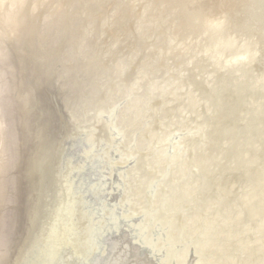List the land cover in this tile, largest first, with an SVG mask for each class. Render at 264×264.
Listing matches in <instances>:
<instances>
[{
    "label": "rangeland",
    "instance_id": "1",
    "mask_svg": "<svg viewBox=\"0 0 264 264\" xmlns=\"http://www.w3.org/2000/svg\"><path fill=\"white\" fill-rule=\"evenodd\" d=\"M256 1L0 0V264H100L105 259L104 253H96L97 232L109 233L116 224L119 231L122 227L109 215L100 222L101 213L96 212L98 188H104L98 177L104 171L92 164L99 158L106 161L108 152L113 158L120 155L119 161H128H117V165L124 167L128 177L125 193L136 196L135 191L142 188L137 189L139 174V178L158 179L147 167L159 158L168 138L200 131L206 140L212 125L216 130L215 136L207 138L212 147L208 153L218 154L224 146L233 148L239 142L232 126L221 129L232 114L216 94V81L228 77L234 83L238 73H244L250 96L264 87V0ZM246 7L251 8L247 11ZM241 12L250 13L243 16ZM211 32L220 36L221 42ZM250 39L254 47L248 46ZM245 45L250 48L246 50ZM251 75L254 83L248 85ZM197 85L202 86L199 93L194 89ZM226 87L230 90L232 84ZM252 101L256 100L244 103ZM251 110L255 113V108ZM108 118L113 119L112 131ZM115 129L121 138L112 133ZM85 136L90 138L86 146ZM255 136L249 150L264 149V134ZM177 143L182 154L169 162L172 180L164 182L168 197L174 193L169 183L180 182L183 173L196 169L195 165L182 168L183 173L179 169L189 157L184 154L191 141ZM252 157L250 163L247 158L240 160L241 166L264 165L259 156ZM78 166L85 168L79 170ZM116 169L110 170L109 177ZM226 173H230L227 167H220L216 177L202 173L203 179L192 180L197 183L191 188L194 192L201 184L196 193L204 202L201 212L206 220L203 225L194 223L199 212L189 211L187 220L182 221L187 226L186 236L194 238L197 229L205 226L226 233L231 212L238 213L233 221L245 220L244 207L249 211L250 202L240 192L224 189ZM249 179L245 191L260 192L256 187L259 176ZM221 181L223 189H218ZM179 187L177 193L191 191ZM128 195L122 196L119 211L130 210L125 200ZM37 198L38 217L28 236ZM173 198H162L159 203L175 206ZM156 203L153 200L152 206ZM187 204L194 208L191 200ZM222 208V215L215 214ZM137 209H132L133 219L140 217ZM116 216L123 218L120 212ZM217 216L223 218L215 224ZM170 219L172 216L162 215L161 224L155 222V226L165 225L177 239L181 227ZM150 222L142 221L138 240H145L144 224ZM241 226L255 229L247 221ZM120 233L117 239L108 234L102 240L111 254L127 239ZM183 238L180 244L194 253L192 242L198 240ZM186 250L176 252V259L190 256ZM17 251L20 257L14 262ZM90 251L93 254L87 258L85 253ZM94 256L99 257V263ZM135 256L142 259L138 253Z\"/></svg>",
    "mask_w": 264,
    "mask_h": 264
},
{
    "label": "bare ground",
    "instance_id": "2",
    "mask_svg": "<svg viewBox=\"0 0 264 264\" xmlns=\"http://www.w3.org/2000/svg\"><path fill=\"white\" fill-rule=\"evenodd\" d=\"M244 1L246 0H242V2ZM248 1L250 2L251 0H248ZM260 3H263V2H260ZM260 6H262V4ZM246 8L247 9L245 10L248 11V9H250L251 7L250 8L246 7ZM257 12H259V9H257ZM241 13L244 16V15L249 14L250 12L246 14H243V12ZM245 19L246 18H244L243 20L245 21ZM252 22L253 21H251V24ZM256 26L258 25H255V27ZM252 27H254V25H252ZM256 30L258 31V28ZM211 34H212V37H216L215 33L211 32ZM260 34L261 33H259V35ZM220 39H221L220 36L218 38L216 37V40H218L219 42H221ZM246 41L244 42L246 43ZM248 44H247L248 46L254 47L253 43H251V39L248 42ZM247 45L244 46L246 47L245 48L246 50L250 48ZM224 50L222 48L221 52H223ZM238 74L240 76L238 77V79H236V81H234V83H230V79H228V77H224L223 79H221L219 83L216 81L217 83L216 87H217L218 92L217 91H216L217 93L215 92L216 94L220 95L222 97V100H224L228 104L227 107L232 114V118L227 120L226 124L224 123L223 125L221 124H218V125L219 126L221 125V129H223V131L224 129L226 130L227 124L229 127L232 126V128L234 129L233 130L234 138L235 139L237 138V141L239 142L238 143L236 142V145L233 148L230 147L229 149H226L228 147L225 148L224 146L222 148V151H220L218 154L217 153L213 154L212 152L208 153L209 148H212V147H211L210 142L208 143L207 140L209 139L207 138L209 136L210 137L215 136L213 135L214 128L212 125L210 127V130L206 131L207 133H210L209 135H207L206 140L202 139V137L200 136L201 135L200 131L199 132H188V133H185L184 135H179V136L175 135L171 139L168 138L166 141H164L165 144L164 146H162L161 151L160 152L158 151L159 158H157L155 162L152 161L151 164L148 163L149 160L147 159L148 160L147 164H150V166L148 165L149 167H147V170L149 171L153 170L151 174L157 176L158 179L156 181H152L150 179H146L142 177L139 178L140 177V174H139L138 175L139 177L137 176L139 179V184L137 183L138 184L137 189L139 186L142 188L139 189V191L141 192H139L138 190L135 191V193H138V195L136 196H132V195L129 196L128 195L129 193H125L128 191H125V189H123V186H125L124 184L127 183L126 180L128 179V177L126 176L125 173H123L125 172V170L122 169L124 167L117 165V161L119 163L125 162L126 164V162H128L127 160L119 161V159H121V156L119 155L118 158H113L111 157L110 152H108V155L104 157L106 161H103L100 158H99L100 160L99 159L97 161L96 159L94 160V163L92 164V168L104 171V174H101L100 177H98L99 182L102 181L103 186H104L103 189L98 188V190L100 191L99 193L100 195H98L97 198H100V199H99V204L96 209V212L101 213L100 222L104 220L105 215H109L110 216L109 219H111L112 221H115V222L119 221L118 223L122 225V227L120 228V231H121L120 234H122V237L126 238L129 235L132 242H134L136 245H140L141 247L140 252L142 253L143 258H144V255H146L149 260L150 258L152 260L151 261L152 263H151L148 259L143 260V259L137 258L136 256H132V255L127 256L126 251L123 252L122 257L121 255H119L121 253H118L113 258L111 256L110 250H108L107 248H105V246L102 245V240H104V238L108 234L117 235L118 232H120L116 224V226H114L108 231L109 233L107 232L104 233V231H101L100 229V231L97 232L96 234V237L98 238V243L96 244L97 246L96 253L97 254L104 253L103 257L105 258L100 262V264L115 263L116 262L115 260L117 258L123 259V261L125 262L127 261L128 264H149V262L151 264H213V263L214 264H264V165H258L257 167L253 168L251 167V165L249 166L246 164L243 167L241 166L242 163L240 161V160L247 158V163H250L249 160L251 158H252L251 160L253 161V157H252L253 155L257 158L259 156L264 161V149L262 148V149H259L258 151L257 150L253 151V150H249L250 147L248 145L249 143H251V140L256 138L255 135L257 133L264 134V114H262V112H264V87L263 88L260 87L261 89H258L257 91L258 93L256 95L253 94L252 96H250L249 91L247 89L249 86L247 87V81L245 80L246 75L244 73H238ZM254 78H255L254 75H251L249 78H247V80L249 79L248 85H250L251 83H254ZM227 84H232V87L230 90H228L230 87H226ZM194 89L196 93L197 92L199 93L202 89V86L197 85L194 87ZM246 99H250V100L255 99L256 101L244 103ZM252 108H255V113H251ZM112 120L109 118L107 119L109 130L111 131L114 129ZM215 130L216 128L214 129V131ZM112 133H114L115 137H118V138L119 137L121 138L122 136L118 133L117 130L113 131ZM85 138L87 139V143L84 142L83 144L84 146H86V144L89 143V139H90L88 136H85ZM181 139H184L186 142L191 141L192 144L189 143V145L187 146V152L184 155H188L189 157L182 162L183 164L180 166L179 169L183 173V170L190 168V166H193L194 168V165H195L196 169L198 168L199 171L195 169L191 172L190 171L187 172L186 174L183 173V176H184V178H182L183 180H180V182L178 183L177 181L176 182L173 181L174 184L170 182L169 183L170 184L169 186L171 187L170 191L174 193L170 195L171 197H168L169 195L166 193L167 189H166L164 182L168 183V181L172 180L171 176L173 174V171L170 168L169 162L177 160L180 157V154H182L180 150L177 147H175L176 146L175 144H178L177 142H179ZM202 141H205V144H203ZM260 145H263V144H260ZM131 152H134V149L133 151L131 150ZM158 152L154 154L156 155ZM204 153H206L205 157H204L205 155ZM242 154L245 156L244 158H242ZM138 158L140 159L141 157H138ZM113 160H116V162H114ZM133 162H134V159H133ZM114 166H118L117 169L114 168ZM152 166L153 167L156 166V167L153 168ZM200 166L203 169H200L199 168ZM161 167H164L163 170L161 171L155 170L156 168H161ZM220 167L222 168L227 167V170L230 171V173H226L228 175L223 176L225 177L224 178L225 182H223L224 189L225 190L234 189L233 192L235 191L240 192L241 193L240 196H245L249 200L250 202L249 211H247L244 207V212H246L247 216L245 220L243 219V221H247L250 227L252 228L255 227V229L248 231L246 230L245 227L241 226L243 221H241L240 219L233 221L232 220V218L234 217L233 215L238 214V213L231 212L230 215H232V217H230L229 219L230 223H228V226H226L229 229L224 227L227 230L226 233L221 232L222 229L215 230L212 227L205 226L199 229L195 228L198 230V231L196 230L198 233L195 234L194 238L186 236L187 226H185L182 223V221L187 220L186 216L189 211L192 212L194 210V211L199 212L198 214H195L196 216H195L194 223H196V221H200L201 225H203V223L206 220V218L204 220V213L201 212L204 206V202L203 200H200L201 196H199L198 194L199 193L198 191L202 188L201 184L199 183L198 185L199 188L195 190L194 192L192 191L193 189L191 188L195 187L197 183H194L192 180H195L196 177L198 179L199 178L203 179L202 173H205L207 176H209V174L212 176H215L214 174L217 173V169H219ZM78 168L79 170H81L85 168V166L83 167L78 166ZM111 169H114V170L116 169V171L114 173V176L109 177L110 176L109 172ZM130 170H132V168ZM189 170H192V169H189ZM218 173L219 175H221L220 172ZM255 175L259 176V182H257L256 187H258V189L261 188L260 192L256 193L254 191H249V193H247L245 190L247 189V187H249L248 185V182L250 180L249 178ZM221 176L220 178L222 180ZM221 183L222 181L219 184ZM177 186L178 187L180 186L179 187L180 190H182L184 187L186 189L187 188L191 189V191H188L187 189V192L185 191L184 193H181V192L177 193L175 190ZM219 187L220 189H223L222 184L220 186L219 185L217 186L218 189ZM98 190L94 189L93 192L98 193L99 192ZM252 193L253 194L256 193V195H252ZM125 194L128 195L125 200H127V203H128L127 206L130 207V210L119 211L120 210L119 206L121 205L122 201H124L122 196ZM172 197H174L173 198L174 202L172 203H175V206L173 205L170 207V203H168L169 206H167L165 203H159V200L162 198L163 199L168 198V201H169L171 200L170 198ZM38 198H37L36 204L33 206L36 213H35L31 226H29V228L27 229L28 236L30 232L34 230L35 228L34 221H36V218L38 217V211H39ZM153 200H157L158 203H156V205H158V207L156 205L155 207L152 206ZM189 200H191L194 208L190 207L187 204ZM237 201L240 205L243 204V202L240 199H238ZM179 202L180 204L178 205L177 203ZM162 204H165L166 207L164 208ZM136 207H138L136 211L138 212V214H140L139 215L140 217H138L137 219H133L132 216L135 215V212L132 213V209ZM229 207L230 206H228V209ZM218 208H219V205L217 206L216 209ZM240 208L241 209L239 210V212L242 210V207ZM222 211H223V208L222 210H217V213L215 214L222 215ZM118 212L121 213V216L123 218L116 219L117 217L116 215L118 214ZM260 212H263V215H260L259 214ZM206 214L209 215L210 213L207 212ZM162 215L172 216V219L169 220L170 222L172 221L179 222L180 226L178 225L177 227L179 228L181 227V229H180L177 239H173L172 235L169 234V231H166L165 225L164 226L163 224L160 225ZM222 218L223 217L217 216L215 224L217 223V221L218 222L221 221ZM143 220L151 221L149 224H144V227H145V232L143 236L145 239L144 241L138 240L140 237V235L138 234V231L140 230H138V228L141 226ZM155 222H160V224L155 226ZM153 229L154 231L152 232ZM210 229H213L211 230L212 233H210L211 231H207ZM161 232L166 233V236L161 234ZM208 233L210 236L206 237ZM154 236H157L155 240L152 238ZM183 236L186 238V240L188 239L189 240L194 239L196 241L198 240V242H194V241L192 242L194 243V253H190V251H187L186 249H184L183 247H185V244L183 245L180 244V242H182V239H184ZM28 238L25 239L26 241L24 245H26ZM111 245L112 244H110V247ZM125 247H127V245H125ZM142 249L147 250L148 252L145 253ZM181 250H186V253L188 252L187 255L190 254V256H188L185 260H177L175 257L176 252L178 253ZM91 254H93V251L85 253V256L88 258ZM6 255L7 254H5V256ZM19 257H20V253L19 251H17L15 254L14 262H17Z\"/></svg>",
    "mask_w": 264,
    "mask_h": 264
},
{
    "label": "water",
    "instance_id": "3",
    "mask_svg": "<svg viewBox=\"0 0 264 264\" xmlns=\"http://www.w3.org/2000/svg\"><path fill=\"white\" fill-rule=\"evenodd\" d=\"M116 238V235H112L111 236V238L110 239H112V240H114ZM109 239V240H110ZM117 239V238H116ZM123 240V242H120L121 243V247L119 248V249H117L114 253H112L111 254V256L114 258L118 253H121V254H119V255H121V257H122V254H123V252H127V256L128 255H132V256H135L136 255V253H138V254H140V255H142V253L140 252V250H141V247H140V245H136L134 242H132L131 241V239H130V237H127V239L126 240H124V239H122ZM123 244L124 245H127V247H125V246H123ZM110 246V245H109ZM111 248V247H110ZM140 248V249H139ZM145 253L146 252H148L147 250H144V249H142ZM142 251V252H143ZM145 256L146 255H144V258H143V255H142V259L143 260H147L148 258H147V256H146V258H145ZM148 256H149V254H148ZM113 260V259H112ZM149 260V259H148ZM95 261L97 262V263H99V257H95ZM116 262L115 263H112V264H128L127 263V261L125 262V261H123V259H116L115 260ZM150 262L152 261L151 260V258H150V260H149ZM113 262V261H112ZM149 262V264H151ZM154 262V261H153Z\"/></svg>",
    "mask_w": 264,
    "mask_h": 264
}]
</instances>
